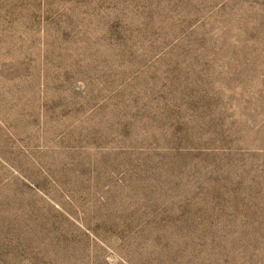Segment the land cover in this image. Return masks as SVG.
I'll return each mask as SVG.
<instances>
[{"label":"rangeland","instance_id":"1","mask_svg":"<svg viewBox=\"0 0 264 264\" xmlns=\"http://www.w3.org/2000/svg\"><path fill=\"white\" fill-rule=\"evenodd\" d=\"M0 264H264V0H0Z\"/></svg>","mask_w":264,"mask_h":264}]
</instances>
